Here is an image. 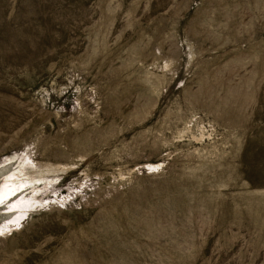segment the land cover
Wrapping results in <instances>:
<instances>
[{
  "label": "rangeland",
  "instance_id": "374dc122",
  "mask_svg": "<svg viewBox=\"0 0 264 264\" xmlns=\"http://www.w3.org/2000/svg\"><path fill=\"white\" fill-rule=\"evenodd\" d=\"M0 264H264V0H0Z\"/></svg>",
  "mask_w": 264,
  "mask_h": 264
}]
</instances>
